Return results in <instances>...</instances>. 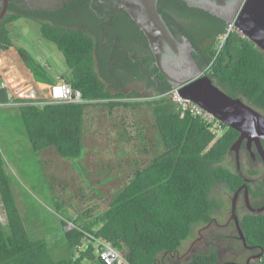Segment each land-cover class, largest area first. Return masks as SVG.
Instances as JSON below:
<instances>
[{"label":"trees","instance_id":"obj_1","mask_svg":"<svg viewBox=\"0 0 264 264\" xmlns=\"http://www.w3.org/2000/svg\"><path fill=\"white\" fill-rule=\"evenodd\" d=\"M20 1L9 0L0 27V50L15 46L9 24L22 17L37 21L41 36L56 44L70 69V75L61 78L79 89L84 99L97 100L91 103L38 104L34 99L15 98L23 130L34 152L53 146L63 158L79 157L84 147L86 107L97 102L111 107L136 105L139 101L120 99L134 94H126L121 89L127 86L129 76L135 79L145 77L139 76L138 60L130 51L123 54L124 70H108L107 54L100 51L101 58L97 61L98 38L94 33L73 28L69 21L51 18L52 10L25 9ZM108 1L116 0H105ZM165 1L172 4L176 16L166 14L162 7ZM94 2L95 8H102L100 0ZM2 3L0 0V8ZM159 9L174 32L187 36L192 42L193 58L201 69L209 66L207 74L217 85L231 96L245 98L264 112V52L253 41L233 31L216 55V37L228 23L208 35L207 19L212 15L203 9L191 7L184 0H159ZM122 11L129 17L125 10ZM129 20L136 24L130 17ZM93 21L96 23L95 19ZM17 49L36 81L53 82L45 67L23 48ZM145 62L150 68L152 60L148 58ZM155 71L158 72L159 85L155 84L150 72L145 84L154 93V98L143 102L152 108L163 152L137 168L94 221L80 223L69 230L63 228L70 248L63 259L57 261L52 257L46 239H33L29 234L0 151V197L10 229L7 232L0 221V264H84V260L93 255L91 244L77 258L74 255L88 234L109 240L124 253L127 264H170L160 260L159 255L177 252L183 241L194 233L195 226L210 222L214 212L220 208L219 200L211 196L213 186L224 183L235 190L244 183L245 177L241 173L222 164L225 157L233 152L231 146L240 132L223 123L224 132L217 137L216 131L199 116L190 112L182 115L166 96L173 85L165 75L157 69ZM28 74L33 85L19 96L36 97L40 87ZM262 143L264 146V139ZM257 159H260L259 155ZM252 192L259 195L260 191ZM61 222L66 225L65 219ZM240 227L246 244L260 254L259 261L253 264H264V213L244 214ZM218 259L216 251L194 253L183 264H215ZM93 260V264H106L98 256Z\"/></svg>","mask_w":264,"mask_h":264},{"label":"rangeland","instance_id":"obj_2","mask_svg":"<svg viewBox=\"0 0 264 264\" xmlns=\"http://www.w3.org/2000/svg\"><path fill=\"white\" fill-rule=\"evenodd\" d=\"M88 23L92 28L96 26L92 19ZM9 29L15 46L0 50V56L4 58L0 62V151L29 234L33 239H46L52 257L58 261L70 252L64 236L68 222L77 226L94 221L134 171L163 152L152 108L143 102L154 98V93L142 84L130 81L121 90L126 94L134 93L133 96L120 99L139 101L136 105L111 107L99 102L88 105L84 147L79 157L63 158L53 146L34 152L23 130L19 104L14 101L15 98L34 99L18 95L31 88L33 82L21 87L10 86L6 81L11 74L29 72L32 75L17 48H23L36 61L47 62L45 68L55 82L63 80L61 76H69L70 69L56 44L41 36L38 22L22 17L9 24ZM97 69L101 72L98 64ZM61 72L66 73L55 77ZM222 164L241 173L251 189L260 191L259 195L264 198V163L260 159H253L243 151L238 165L235 153L231 152ZM233 194L234 190L227 184H215L211 196L219 200L220 208L214 212L213 220L197 224L194 233L183 241L177 252L161 253L160 260L183 264L194 253L216 251L219 259L215 264H232V261L245 264L250 253H258L255 249H248L239 236L231 216ZM249 212L243 195L239 194V218ZM62 219L66 220L64 226ZM0 221L10 232L1 197ZM96 252L93 250V255L85 259L84 264H93Z\"/></svg>","mask_w":264,"mask_h":264},{"label":"water","instance_id":"obj_3","mask_svg":"<svg viewBox=\"0 0 264 264\" xmlns=\"http://www.w3.org/2000/svg\"><path fill=\"white\" fill-rule=\"evenodd\" d=\"M158 1L121 0L118 7L123 8L144 32L154 53L159 72L165 75L173 86L179 87L181 96L195 101L222 123L240 132L231 146V150L236 153L238 162L240 159V146L246 140L249 149L252 145L254 146L255 152L252 155L255 156L257 153L264 163V146L262 143L264 139L263 111L248 103L241 96L234 97L228 94L214 82L209 74H202L203 69L198 66L197 68H190L189 72L182 73L181 76L183 77L180 79H177L179 72L173 64L165 66L166 56L163 57V54L168 48L173 47L172 50L169 49L171 53L178 51L181 46L193 50V45L185 35L183 36L184 43L177 40L164 16L159 11ZM219 1L224 2V0ZM7 6L8 0H4L0 20L5 15ZM233 20L242 33L264 52V0H244L229 22ZM167 44L169 47L166 46ZM170 55L169 57L172 56ZM189 61L195 63L192 52L189 55ZM243 188L246 203L251 212L264 213V204L259 207H254L251 204L248 200L247 182H244L234 191L231 216L237 226L239 236L246 245L245 236L240 227V218L237 214V199Z\"/></svg>","mask_w":264,"mask_h":264},{"label":"flooded vegetation","instance_id":"obj_4","mask_svg":"<svg viewBox=\"0 0 264 264\" xmlns=\"http://www.w3.org/2000/svg\"><path fill=\"white\" fill-rule=\"evenodd\" d=\"M47 1L52 2V4L49 5ZM184 1L189 6L203 9L204 11L212 15L211 17L207 19V24L209 26L207 30L208 35H212L215 32V30L220 28L225 22L228 23L229 20L239 10V8L244 2V0H224L223 3H221L219 0H189V1L187 0L188 2L186 0ZM120 2L121 0L119 1L116 0L115 2H111V1L105 2V0H100L99 3L102 6V8L97 9L95 8L94 0H21L20 1L21 5L25 9L42 10V11L52 10L54 13L50 15L51 18L56 19V20L65 21V22L69 21L70 23H72L71 26L73 28H82V29H85L87 31H91L92 33H94L96 35V38H98L97 40H98L99 52L97 53V56H96L97 60H100L101 58L100 54L102 53L100 51H103L104 54H107L106 55L107 62L109 63L108 70L114 71L115 68L124 70L125 61L123 60V54L126 51H130L134 56H136V60H138L137 64H139V67H138L139 76H144L145 78L135 79L134 77L129 76L128 79L132 82L140 83L146 88L145 84H146V80L149 75L148 72H150L151 73L150 76H152V78L156 80L155 84L158 86L159 83L156 78L158 72H156L155 69L159 71V67L155 60L154 53L150 47L149 40L144 34V32L140 29L137 23L135 25L130 23V20H129L130 16L127 17L125 13H123L122 11L124 9L118 7ZM3 3H4V0H3ZM3 3L0 8V12L2 10ZM8 4H9V0H8ZM162 7L164 8L167 15L172 14L176 16V14L174 13V8L169 1L163 2ZM158 8H159V1H158ZM7 9H8V6H7ZM4 16L0 20V27H1V22ZM90 19L92 20L95 19L96 21V26L93 28L88 23ZM130 19L132 18L130 17ZM165 21L167 22L166 19ZM167 24L172 30L177 40L179 42L184 43L185 42L183 38L184 35L176 34L168 22ZM136 25H138V28ZM166 46H168V44ZM169 49L172 50L173 47L168 48L163 54V57L166 56L165 66L173 64V66L179 72L177 79L182 78L183 76H181V74L189 72L190 68H197V66L199 67L196 60H195V63L197 65L189 61V55L192 52V50H189L188 48L181 46L178 51L170 53ZM169 54H171L172 56L170 55L171 57H169ZM148 58L152 60L150 68H148L145 62V60ZM114 77L116 78V76ZM243 151H246L250 155V157L253 159L258 157L257 153L255 154V156L252 155L253 152H255V149L253 146L249 149V147L247 146L246 140H244L240 146V154ZM235 156H236V153H235ZM236 161L239 165L237 158H236ZM244 182L248 183V189H249L248 200L249 201L251 200L250 201L251 204L254 207H259L263 205L264 198H261L260 195H254V193L250 189V184L247 178H245ZM239 194L243 195L244 200H245V207H247L250 210L249 206L246 203V199L244 195V188L240 191ZM204 224H207V223H204ZM245 246L250 250L254 249L247 244ZM258 259H260V254L252 252L249 254L247 262L245 264H252L255 260H258ZM230 263L238 264L235 261H232Z\"/></svg>","mask_w":264,"mask_h":264},{"label":"built area","instance_id":"obj_5","mask_svg":"<svg viewBox=\"0 0 264 264\" xmlns=\"http://www.w3.org/2000/svg\"><path fill=\"white\" fill-rule=\"evenodd\" d=\"M236 31L241 35L245 36L239 27L235 24V21L228 22L224 31L219 33L215 40V49L216 55L220 52L224 46L228 36L231 32ZM40 64L43 67H48L47 62L41 61ZM209 72V66L202 70V74ZM44 89L47 91L44 92ZM45 93L42 96L32 97L34 100H37L36 103L42 104L44 102H53V103H66V102H85L91 103L96 102L95 99H84L82 93L79 89H75L71 83L64 80H58L54 83L47 85L41 89V93ZM166 96L174 103V105L181 111V114L184 115L187 112H190L194 115L199 116L204 120L207 125L211 127L212 130L216 131L217 137L224 132L222 122L216 118L212 113L207 111L201 105L195 101L181 96L179 93L178 86H172L171 89L166 93ZM43 100V101H40ZM76 225L72 222H68V229H72ZM89 244L92 245L93 250L97 251L96 254L101 258L106 264H127L124 253L116 248L109 240L97 236L94 234H88L76 248L74 257L77 258L80 252L86 248Z\"/></svg>","mask_w":264,"mask_h":264},{"label":"bare ground","instance_id":"obj_6","mask_svg":"<svg viewBox=\"0 0 264 264\" xmlns=\"http://www.w3.org/2000/svg\"><path fill=\"white\" fill-rule=\"evenodd\" d=\"M4 58L0 56V62H3ZM6 81L8 82V85L10 86H15V85H19V86H24L26 84L29 83V81H32L31 76L28 74V72L24 73V74H11V76H9ZM43 87H41L42 89ZM18 95H20V93H18Z\"/></svg>","mask_w":264,"mask_h":264},{"label":"crops","instance_id":"obj_7","mask_svg":"<svg viewBox=\"0 0 264 264\" xmlns=\"http://www.w3.org/2000/svg\"><path fill=\"white\" fill-rule=\"evenodd\" d=\"M37 62H39V61H37ZM40 63V62H39ZM32 73V72H31ZM63 73H66V72H61V73H59V74H57L55 77H60ZM67 74H70V72L69 73H67ZM32 75H33V73H32ZM62 77V76H61ZM52 79H53V82L52 83H54L55 82V79H54V77H51ZM62 79V78H61ZM34 80H35V78H34ZM60 80V79H59ZM36 81V80H35ZM36 82H38V85H39V87L41 88V85H45V87L47 86V85H49V84H47V83H44V82H39V81H36ZM44 88V87H43ZM45 93H41V89H40V91L38 92V96H42V95H44ZM4 96V95H3ZM7 97H8V94H7Z\"/></svg>","mask_w":264,"mask_h":264}]
</instances>
